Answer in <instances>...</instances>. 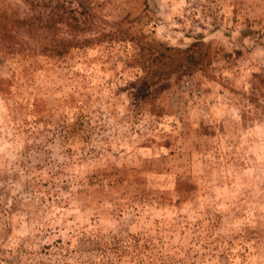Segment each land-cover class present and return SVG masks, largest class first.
I'll return each mask as SVG.
<instances>
[{"label": "rangeland", "instance_id": "1", "mask_svg": "<svg viewBox=\"0 0 264 264\" xmlns=\"http://www.w3.org/2000/svg\"><path fill=\"white\" fill-rule=\"evenodd\" d=\"M72 3L0 0V264H264V0Z\"/></svg>", "mask_w": 264, "mask_h": 264}, {"label": "trees", "instance_id": "2", "mask_svg": "<svg viewBox=\"0 0 264 264\" xmlns=\"http://www.w3.org/2000/svg\"><path fill=\"white\" fill-rule=\"evenodd\" d=\"M73 1L75 2L77 0H21L26 16H16L17 26L19 24L21 28L31 30L34 29L31 28V26L35 25L36 29L44 31L50 30L55 26L53 24L59 23L64 19L73 20L76 18V16L73 15ZM60 9L61 12L58 11ZM75 22L76 24L82 23L81 19H75ZM45 51H47L46 47L42 52ZM52 51L58 53V50Z\"/></svg>", "mask_w": 264, "mask_h": 264}]
</instances>
